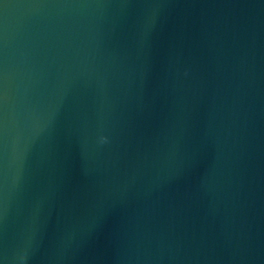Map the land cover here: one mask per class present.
Listing matches in <instances>:
<instances>
[{
	"label": "water",
	"instance_id": "95a60500",
	"mask_svg": "<svg viewBox=\"0 0 264 264\" xmlns=\"http://www.w3.org/2000/svg\"><path fill=\"white\" fill-rule=\"evenodd\" d=\"M0 264H264V0H0Z\"/></svg>",
	"mask_w": 264,
	"mask_h": 264
}]
</instances>
